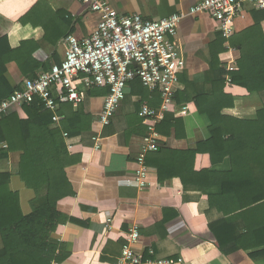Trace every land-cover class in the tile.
I'll use <instances>...</instances> for the list:
<instances>
[{"label":"crops","instance_id":"crops-1","mask_svg":"<svg viewBox=\"0 0 264 264\" xmlns=\"http://www.w3.org/2000/svg\"><path fill=\"white\" fill-rule=\"evenodd\" d=\"M38 0H0V38L12 50L6 63L5 77L13 88L22 86L24 79L38 76L52 64H58L69 49L67 36L83 38L92 32L98 14L80 0H45L41 11L19 19ZM114 14L139 13L150 19L180 14L177 29V52L181 69L177 75L178 89L173 95L174 111H169L154 127L158 132V148L184 150L196 146L208 136V120L197 112L194 97L212 94L218 82L220 68L227 69V59L234 60L239 51L222 40L217 22L207 12L191 13L201 0H106ZM255 23L264 32V10L245 5L234 20L236 34ZM232 36V35H231ZM217 56L218 65L212 61ZM80 87V85L78 84ZM81 102L84 113L92 117L89 130L65 141L70 163L65 175L73 194L57 202V209L69 219L59 224L52 234L54 242L62 244L65 257L52 264H115L124 242V232L137 227L139 239L135 247L143 250L147 259L178 258L183 264H264V257H251L246 251L218 248L209 231L208 222L219 214L209 208L208 197L220 192V187H184L178 177L158 181L156 171L146 164L139 186L120 184L122 179L138 176L142 164L138 161L142 137L147 131L141 106L158 108L162 102L158 88H148L137 81L128 86L111 122L100 125L95 121L103 104L107 87L91 89ZM217 97L232 105L222 113L240 119H253L264 104V95L229 81L217 86ZM229 96V98H226ZM20 118L26 114L14 110ZM165 120V121H164ZM179 120L166 135L161 122ZM162 125V124H161ZM177 134V135H175ZM6 145L1 144L0 148ZM155 151V150H154ZM146 151L144 153L147 154ZM20 152L12 151L0 157V172H10L9 186L17 191L24 213L32 205L42 203L46 186L37 194L27 188L16 174ZM228 160L211 165L208 154L199 153L195 169H227ZM110 223H106L107 217ZM2 241L0 237V247Z\"/></svg>","mask_w":264,"mask_h":264},{"label":"trees","instance_id":"trees-1","mask_svg":"<svg viewBox=\"0 0 264 264\" xmlns=\"http://www.w3.org/2000/svg\"><path fill=\"white\" fill-rule=\"evenodd\" d=\"M43 1L38 0L19 20L25 22L27 16L41 11ZM225 40L238 49L239 56L234 70L220 68L221 76L216 83L223 84L229 77L230 82L264 95V32L260 24L255 23ZM5 42V38H0V101L20 89L13 88L5 77V65L15 51ZM212 61L214 65L219 63L217 56ZM133 81L139 82L134 79L128 86ZM219 85L212 94L194 97L197 112L209 122L208 136L184 150L163 146L148 152L144 163L155 169L160 182L178 177L184 187L219 186L220 192L208 197L209 208L219 214L208 222L215 246L264 257V104L253 119L223 114L222 109L233 103L229 96L228 101L218 99ZM95 87L89 88L87 94H93L91 89ZM20 108L25 118L12 110L0 120V145H6L0 148V157L20 152L17 176L35 194L46 186V194L42 203L32 205L30 212L24 213L18 192L9 186L11 173L0 172V264H52L66 255L52 234L69 219L57 209V202L74 193L64 171L70 163L64 133L71 137L89 130L92 117L84 113L81 103L74 107L65 102L57 110H51L43 108L34 98ZM169 115L167 112L165 119ZM178 123L181 121L161 122L159 126L168 135ZM199 153L208 154L212 166L227 159L229 167L196 170Z\"/></svg>","mask_w":264,"mask_h":264},{"label":"built area","instance_id":"built-area-1","mask_svg":"<svg viewBox=\"0 0 264 264\" xmlns=\"http://www.w3.org/2000/svg\"><path fill=\"white\" fill-rule=\"evenodd\" d=\"M89 10L98 14L95 29L83 38L67 36L69 49L58 64H52L35 79H24L20 89L0 101V120L10 111L28 104L34 98L43 108L57 110L61 103H81L87 90L93 86L107 87L103 104L96 120L108 125L120 101L128 92V83L134 79L148 88H158L162 102L158 108L143 104L147 131L142 137L138 161L142 164L138 176L122 179L120 184L139 186L145 175L144 153L158 149V132L154 124L174 111L173 95L178 89L181 58L177 52V29L180 14L161 19H150L139 13L117 15L106 0H80ZM264 10V0H201L191 13L207 12L217 22L221 35L228 39L234 31V20L244 11V5ZM232 59V58H231ZM227 59V69L233 70L234 60ZM80 85V87L78 86ZM54 124L57 116L53 117ZM67 137V133H64ZM140 177V178H139ZM110 217L106 223H110ZM139 239L137 227L124 232V242L115 264H183V259H147L143 250L135 247Z\"/></svg>","mask_w":264,"mask_h":264},{"label":"rangeland","instance_id":"rangeland-1","mask_svg":"<svg viewBox=\"0 0 264 264\" xmlns=\"http://www.w3.org/2000/svg\"><path fill=\"white\" fill-rule=\"evenodd\" d=\"M245 5H250V4L246 3ZM245 5H244V6H245ZM96 14H97V13H96Z\"/></svg>","mask_w":264,"mask_h":264}]
</instances>
